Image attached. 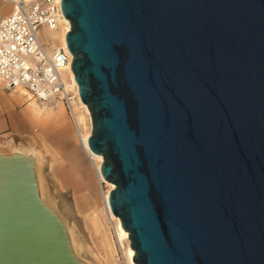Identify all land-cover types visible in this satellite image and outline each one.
I'll list each match as a JSON object with an SVG mask.
<instances>
[{
    "label": "water",
    "instance_id": "1",
    "mask_svg": "<svg viewBox=\"0 0 264 264\" xmlns=\"http://www.w3.org/2000/svg\"><path fill=\"white\" fill-rule=\"evenodd\" d=\"M87 145L137 264H264V0H61ZM0 264H86L31 154L0 152Z\"/></svg>",
    "mask_w": 264,
    "mask_h": 264
},
{
    "label": "rangeland",
    "instance_id": "2",
    "mask_svg": "<svg viewBox=\"0 0 264 264\" xmlns=\"http://www.w3.org/2000/svg\"><path fill=\"white\" fill-rule=\"evenodd\" d=\"M9 8L0 1V16ZM40 33L45 41L59 43L55 32L41 28ZM31 108L39 110V117L24 121ZM77 115L82 118L79 131L58 99L39 102L18 88L6 89L0 80V152L20 150L41 161L35 169L39 194L65 224L78 259L86 264H130V240L118 236L117 222L105 208L103 196L110 187L98 182L97 160L89 159L84 149L90 118L81 107Z\"/></svg>",
    "mask_w": 264,
    "mask_h": 264
},
{
    "label": "built area",
    "instance_id": "3",
    "mask_svg": "<svg viewBox=\"0 0 264 264\" xmlns=\"http://www.w3.org/2000/svg\"><path fill=\"white\" fill-rule=\"evenodd\" d=\"M0 1L10 7L0 16V80L6 89L20 86L39 102L61 100L73 119L78 87L67 89L64 79L72 72V55L67 46L45 41L40 33L41 28L52 35L59 29L61 0Z\"/></svg>",
    "mask_w": 264,
    "mask_h": 264
},
{
    "label": "bare ground",
    "instance_id": "4",
    "mask_svg": "<svg viewBox=\"0 0 264 264\" xmlns=\"http://www.w3.org/2000/svg\"><path fill=\"white\" fill-rule=\"evenodd\" d=\"M61 27V28H60ZM60 27H59V29H57L56 31H54L55 32V35L57 36V39H58V44H56V45H63V46H66V42H65V35H66V33H67V31H69V29H70V22H69V20L68 19H66V18H64V16H63V18L61 19V21H60ZM65 78V84H66V87H67V89H69V88H74L75 90H76V87H77V85H76V82H75V79H74V74L71 72V73H69L68 74V78H69V80H67L68 78H67V76H66V74H65V76H64ZM18 89L22 92V93H24V94H28L23 88H21L20 86L18 87ZM29 95V94H28ZM29 97L31 98V96L29 95ZM32 99V98H31ZM59 100V99H58ZM59 101H61V100H59ZM62 102V101H61ZM79 104H75V106H74V108H73V119H72V121H73V124H74V126H75V128H76V130L77 131H79L80 130V126H81V123H82V118L81 117H79L78 115H77V111H78V109H79V107H81V108H83L84 109V111H85V113L88 115V117L90 118V113H89V110H88V108H87V106H86V104L85 103H83L81 100H80V98H79V102H78ZM63 104V103H62ZM64 105V104H63ZM65 107V106H64ZM38 109H35V108H31L29 111H28V113L26 114V117L24 118V121H35L36 119H37V117H39V115H38ZM23 121V122H24ZM22 122V123H23ZM29 123V122H28ZM24 124V123H23ZM90 133H91V130H89L88 131V133L86 134V136L83 138V144H84V149L86 150V155L88 156V158L89 159H96L97 160V165H95L96 167H95V169H96V174H97V178H98V182H100V184H102V183H105V184H107V185H109V190L104 194V196H103V199H104V204H105V208H106V211H107V214L110 216V219H114V220H116V222H117V227H118V236H120L121 238H122V236L123 237H125V238H128V232L127 231H125L122 227H121V222H120V219L117 217V216H114L112 213H111V210H110V207H109V203H108V198H109V192H110V190L111 189H113V187H115L112 183H110V182H108V181H106L103 177H102V175H101V172H100V165H101V161H102V157L100 156V155H97V154H94L92 151H90V149H89V147H88V145H87V139H88V137L90 136ZM16 152H20V153H23V152H21L20 150H15ZM23 154H31L33 157H34V160H35V169H36V167H37V165L38 164H40V160L38 159V157H35V155L34 154H32V153H23ZM39 156V155H38ZM40 186V185H39ZM39 190H41V189H39ZM40 197H41V199H42V201L46 204V202H45V200H44V195H43V193L40 191ZM48 206V205H47ZM65 225V224H64ZM66 227V226H65ZM67 229V228H66ZM68 232V235H70V237H69V239H70V242H71V247H72V249H73V252H74V248H75V243H74V240H73V238L71 237V234L69 233V231H67ZM75 253V252H74ZM128 256H129V263L130 264H137V263H134L133 261H132V257H133V255H134V250L133 249H131V248H129L128 249ZM76 255V254H75Z\"/></svg>",
    "mask_w": 264,
    "mask_h": 264
}]
</instances>
